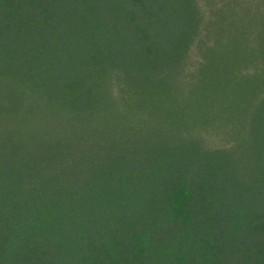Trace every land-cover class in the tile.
Instances as JSON below:
<instances>
[{
    "label": "trees",
    "instance_id": "1",
    "mask_svg": "<svg viewBox=\"0 0 264 264\" xmlns=\"http://www.w3.org/2000/svg\"><path fill=\"white\" fill-rule=\"evenodd\" d=\"M0 264H264V0H0Z\"/></svg>",
    "mask_w": 264,
    "mask_h": 264
}]
</instances>
